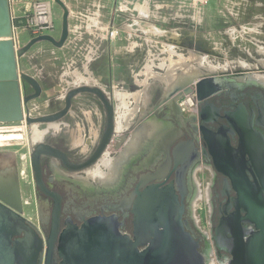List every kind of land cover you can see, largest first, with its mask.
Instances as JSON below:
<instances>
[{
  "label": "flooded vegetation",
  "instance_id": "1",
  "mask_svg": "<svg viewBox=\"0 0 264 264\" xmlns=\"http://www.w3.org/2000/svg\"><path fill=\"white\" fill-rule=\"evenodd\" d=\"M21 71L23 72L22 69ZM233 76L238 79L227 76L222 77L221 83L215 82L217 91L207 102H198L194 89L192 96L195 97V104L192 112L185 113L186 110L181 109L179 103L183 95L177 101L178 108L170 103L159 106V102L153 104V110L147 115L131 120L125 137L121 140L122 143L125 141L124 146L129 144L130 148L122 167L111 182L97 184L94 181H85L82 178L86 170L72 172L60 160L42 157L40 177L45 190L59 197L58 205L51 195L37 187L31 160L29 171L22 174L16 151L10 148L0 149V179L13 185L14 178L18 177L23 210L18 216L24 220L22 223L26 228L33 229L31 225L35 227V239L42 248L38 259L42 256L44 259L46 254L45 239L50 236L55 212L58 211L61 232L66 228L67 222L80 227L85 220L94 217L116 216L121 230L132 237L136 190L139 188L142 191L153 184H173L176 193L183 199L186 207L185 220L200 241L201 253L207 264L214 258L218 264H229L235 236L240 234L246 238L255 227L247 221L246 206L238 201L231 178L217 170L216 162L226 171L232 168L235 172L242 171L249 182L257 183L264 193V84L250 80L244 72L235 73ZM242 78L246 80L240 81ZM26 85L28 84H24L23 93L33 94L34 91L29 85L30 91L26 93ZM66 93L63 96L64 104L58 110L31 117L30 102L25 111L31 118L60 112L65 107ZM87 97L92 98V101H87ZM80 98L83 103L79 113L83 116V111L87 110L92 123L88 124L84 118L80 120L78 116L80 121L77 124L86 132L87 129H92L98 134L96 139L87 138L86 154L82 156L79 151L84 144L66 149L59 142L42 141L43 144L64 153L73 165H80L93 155L106 126L105 109L100 100L90 94L76 96L67 116L73 112L74 100ZM48 102L51 104L52 100ZM99 117H102V122ZM65 118L56 122L61 124L60 131H63L62 127L70 128L63 123ZM0 125L26 127L21 123ZM40 125L48 127V124ZM145 126H150V130ZM36 146L37 144L32 148L30 157ZM202 173L207 174L209 180L205 189H202L198 179ZM22 175L27 176L29 188L22 185ZM234 177L239 180L241 175L234 174ZM142 183L144 185L139 187ZM198 194L202 200L208 195L210 223L207 229L199 227L194 217L193 202ZM25 195L31 198V202L25 201ZM1 205L0 203V209ZM26 206H30L34 217H28ZM8 216V221L3 225L7 231L11 230L9 226L14 229V226L20 225L18 218L9 213ZM21 238L22 236L13 237V248L14 243ZM53 260L54 264L60 262L57 252L54 253ZM28 262L37 264L33 259Z\"/></svg>",
  "mask_w": 264,
  "mask_h": 264
},
{
  "label": "water",
  "instance_id": "2",
  "mask_svg": "<svg viewBox=\"0 0 264 264\" xmlns=\"http://www.w3.org/2000/svg\"><path fill=\"white\" fill-rule=\"evenodd\" d=\"M62 8L61 36L57 40L51 35L32 38L24 46L16 43L13 9L10 0H0V124H50L65 118L71 108L72 100L81 94L97 97L106 113V126L93 155L80 165H73L66 155L59 150L37 144L30 160L37 187L51 195L57 205L59 197L45 190L40 175L42 157H53L72 172H84L95 166L113 143L116 134L115 107L111 96L99 87L80 86L69 90L65 97V107L60 112L40 118H31L25 111L26 106L42 94L40 83L32 76L21 71L20 61L31 48L40 42H48L61 49L69 39L70 12L62 0H54ZM213 78H202L195 84V94L200 103L207 102L217 91ZM24 84L34 91L31 95L23 93ZM193 83L181 86L165 96L160 106L170 103L178 108L177 101L186 88ZM193 93V92H192ZM191 93V94H192ZM231 167V165H228ZM218 171L227 174L238 194V201L246 206L247 221L255 230L249 235L237 234L230 250L229 264H264V193L257 183H250L242 171H226L216 162ZM230 169V168H229ZM234 174L241 175L237 180ZM13 185L0 179V264H28L36 260L37 264H54L53 256L57 252L58 264H207L201 253V244L190 224L185 220L186 207L173 184L162 186L153 184L142 191L136 190L134 200V230L132 237L121 230L116 216L94 217L85 220L79 227L71 222L61 232L58 211L53 218L51 233L45 239L46 254L39 259L41 244L35 239L37 233L26 228L22 213V202L18 177ZM142 183L139 187H142ZM8 213L19 219L20 225L15 230L3 228L8 221ZM16 213V214H15ZM221 227V226H220ZM219 227V229H220ZM14 236L22 238L14 243ZM38 259V260H37Z\"/></svg>",
  "mask_w": 264,
  "mask_h": 264
},
{
  "label": "rangeland",
  "instance_id": "3",
  "mask_svg": "<svg viewBox=\"0 0 264 264\" xmlns=\"http://www.w3.org/2000/svg\"><path fill=\"white\" fill-rule=\"evenodd\" d=\"M32 1L13 0V8L16 14L23 16L25 10L30 9ZM66 1L68 4L70 2L71 4H76L77 8V11L74 12L75 14L71 16L72 28L69 39L66 42H69V47L65 50L63 59H55L56 55L51 54L52 47H48L51 46L50 43L49 45H43L47 47L42 50L43 54L39 59V63L37 62V65L44 67V70H47V73H49L53 80V96L48 98V100H52V103L43 102L47 97L36 99V103L38 101L41 103L38 105H36L34 100L29 105L31 117L60 109L64 104L63 96L66 93L64 91L75 88V83L80 82L77 78L79 75H76V71H81L82 63L85 60L84 58H93L92 53H90L91 51L88 52L85 50L88 39L83 38V36L81 37L83 28L88 24H86V21L80 23L74 19L76 15L84 16L91 14V8L88 9L87 5L84 7L85 2L88 4V0H77V2L72 0ZM98 2H100L101 7L99 24L101 30L99 31H102V29L103 32L108 31L103 26L114 16L117 18L116 24L123 27V29L124 26L132 25L134 21H138L146 31H154L151 28L156 27L165 32L162 37L154 36L153 33L147 35H143L142 32L136 33L141 38L134 37L132 41L138 45H136L137 49L133 47V50H137L136 56L143 59L140 67L149 62L151 59L150 52L157 59L162 60L168 58L169 54H162V51L165 50V45H170L176 48L177 53L184 56H189L192 52L199 55H207L209 60L214 64L228 63V71L224 75L222 74L221 77L232 76L238 79L237 76L233 75L239 72H244L247 76L246 70L241 62H246L253 66L248 71L264 76V53L261 51V48L264 47V0H98ZM138 6L147 7V14L149 16L147 19H143L142 17L146 13L140 14L137 11ZM52 13L56 30L53 35L58 40L61 36L62 8L55 3L52 5ZM134 28L138 29L137 26H134ZM174 34L178 36L176 40L172 37ZM18 35L21 46H24L33 38L25 29H19ZM149 41L152 42L149 43ZM159 61H156V64H159ZM38 66H34L33 58H28V55L23 57L21 69L24 73L37 74L40 79V67ZM154 70L157 73H164L163 70ZM65 72L67 75H65ZM62 75L65 76L62 77ZM145 78L143 77V79ZM154 84H159L153 86L151 89V93L154 95L152 103L156 104L161 101L164 87L159 82H154ZM25 91L26 93L30 91L28 85H26ZM190 96L191 94H184L183 99L180 101L186 102ZM86 100L92 101V98L87 97ZM81 103H83L82 98L74 100L72 114L63 120V123L65 125L68 124L70 128L62 127L63 131H59L58 133L51 131L43 141L52 143L59 142L66 149L80 146L76 145L75 140H80L83 131V128L77 124L78 121L84 118V115L82 116L79 113ZM185 110V113H189L194 110V107H185ZM78 116L80 120L77 118ZM88 121L92 123L91 119H88ZM99 121L102 122V117H99ZM40 128L45 129L47 126L40 125ZM90 130L92 132L90 134H93V130ZM87 134V136L83 137L85 143H87V138H90L89 132ZM0 141H3L0 143V149L10 148L16 151L19 168L22 174L27 173L30 165V152L35 146L31 141L29 126L0 125ZM111 150L116 151L117 149L113 148ZM79 151L82 156L86 154L85 144ZM207 177L205 173L198 176L202 189L207 187L209 182ZM21 182L23 186L29 188L27 176L22 175ZM25 201L31 202V198L25 195ZM26 207L28 208L26 212L28 217H34L31 213L30 206ZM197 212L201 217L203 228L207 229L210 223V210L208 208L207 198L199 203ZM209 264L218 263L214 258Z\"/></svg>",
  "mask_w": 264,
  "mask_h": 264
},
{
  "label": "crops",
  "instance_id": "4",
  "mask_svg": "<svg viewBox=\"0 0 264 264\" xmlns=\"http://www.w3.org/2000/svg\"><path fill=\"white\" fill-rule=\"evenodd\" d=\"M72 1L77 2V0H72ZM63 2L65 3V5L67 6V8L69 9V12H70L69 26L71 29L72 28L71 16H73L75 14L74 12L77 11L76 10L77 9L76 4H71V2H70V4H68L66 0H64ZM86 5H87L88 9L91 8V14L84 15V16L83 15L82 16L76 15L75 18L74 17L73 18L80 23H82V21L87 22L86 24H88V25H86V27L83 28L82 33H81V37L83 36V38L88 39L86 48H87V51H91L93 58H84L85 60L82 63L81 71L77 70L76 75H79L77 78L81 79V80L83 78L92 77L96 83L89 85L83 79V81L75 83V86H77V87L86 86L88 84V86H91V87H99V88L103 89L107 93L108 96L112 97V100L114 102V107H115L116 134L114 136L113 143L111 144L110 148L111 149H113V148L118 149L119 147H122V145L125 143V141L122 143L121 140L123 139V137H125V131L128 129L129 125L131 124V120L138 118L140 116L141 117L145 116L153 110V106L155 104L153 105V103H152V101L154 99L153 98L154 95L151 93V91H152L151 89L153 86L159 85V84H154L155 81L150 78L149 81L151 82L152 85L148 90V95H149L148 99H146L147 94H145V93L140 96L138 103L135 102L134 98H132V97L127 98V109H129L130 111H134V115L129 120L128 123H125L126 125L124 127L125 129L122 130L123 132H118V130H117V117H118L117 105L119 107L120 101H118V99L116 98L115 93L116 92H122L124 94L130 93V95H134V94L142 92V91L144 92V87H142L138 82H139V80H143V77H145L144 75H141V72L144 70V68L147 64L146 65L143 64L140 67L143 59L138 58L136 56L137 50L134 51L133 47H134V49H137L136 45H138V44L135 42L133 43L132 40L134 39V37L135 38H138V37L141 38L140 36H137V34H136L137 32H142L143 35L144 34L147 35L149 33H153L154 36H161V37L164 35H161V34L156 33L154 31H151V32L146 31L140 25V22H138V21H134L132 23V25L124 26V29H123V27L116 24L117 18L113 16V18L110 19V21L107 22L106 25H104L105 27L103 26V28H106L107 30L112 29V30L118 31V35L115 36L114 38L110 39L107 36L106 30H105L106 32H103V29H102V31H99V30H101L99 28L100 17H101L100 2H98V0H88V4H86V2H85L84 7ZM104 9H105V6H104ZM137 11L140 14H144V13H141L140 10H137ZM142 17H143V19H147V17H149V16H148V14H146V15H143ZM139 18H141V17H139ZM134 26H137L138 29H135ZM151 29H153V28H151ZM160 31H162V30H160ZM55 32H56V30L51 34V36L54 37L53 34ZM172 37L174 40H176L174 38V35ZM150 42H152V41H149V43ZM43 45H49V43L48 42L37 43L36 45H34L31 48L30 52L27 54L28 58H31V59L33 58L35 67L38 66L37 62L39 63V59L42 57V54H43L42 50L47 47V46H43ZM166 46L168 47L170 45H165V50L162 51V54H164V53L169 54L168 58H166V59H162V60L159 58L157 59L156 56L153 55L152 52H150L151 58H152V60H154V63H156V61L160 60L159 64L162 63V61H164L165 63L170 65L172 60L174 61L176 59H179L178 56L171 54L170 51L166 50L167 49ZM48 47H52L51 48L52 49L51 54H53L54 56L56 55L55 59H58V58L63 59V56H65V50H67L69 47V42L66 43L64 45V47L61 49L55 48L52 45L48 46ZM172 47H173V50L177 53L176 48L174 46H172ZM38 67H40V71H39L40 75H41L40 79H39V76L37 74L29 73V75L36 78V79L38 78L39 83H40L41 88H42V94L40 97H44V98L47 97V98H45V101H43L46 103L49 101L48 98L53 96V89H54V87L52 85L53 80L51 79V76L49 75V73H47V70H44L45 69L44 67H41V66H38ZM154 69H158V68H154ZM44 73H45V75H44ZM65 75H67L66 72H65ZM65 75H62V77H64ZM64 92H67V91L65 90ZM165 96L166 95H165V91L163 88V95L161 97L160 103L164 100ZM34 102L36 103V100ZM160 103H159V106H160ZM38 104H41V103L38 101L36 103V105H38ZM83 114H84V120L88 124H91L88 121V119H91L90 113L87 110H84ZM148 127H150V126H147L146 129H149ZM82 130L84 131V132L82 131V133H81L82 137L87 136L88 132H89V137H93L95 139L98 137V134L96 132H93V134H90V133H92V132H90L91 131L90 129L88 130V132H86L85 129H82ZM117 133H118V135H117ZM82 137L80 139H82L83 143H85L84 138H82ZM116 138H117V140H116ZM86 144H88V143H86Z\"/></svg>",
  "mask_w": 264,
  "mask_h": 264
},
{
  "label": "bare ground",
  "instance_id": "5",
  "mask_svg": "<svg viewBox=\"0 0 264 264\" xmlns=\"http://www.w3.org/2000/svg\"><path fill=\"white\" fill-rule=\"evenodd\" d=\"M137 8L138 10L141 11V13L147 14V7L138 6ZM153 30L156 33L164 35V32L160 31L156 27H154ZM177 37L178 36L174 34V38L176 39ZM166 48H167L166 50L170 51L171 54L178 56L179 59L174 60V61L172 60L170 65H168L164 61H162V63L158 65L154 63V60H152L151 58V60L145 66L144 70L141 72V75H144L146 78L143 80H139L138 82L142 87H144V92L142 91L143 93L139 92L134 95H130V93L124 94L122 92L115 93L116 98L118 99V101H120L119 107L117 105V108H118L117 130L118 132H123L122 130L125 129L124 128L126 125L125 123H128L129 120L134 115V111H130L129 109H127V98L132 97L134 98L135 102L138 103L140 96L145 93L147 94L146 99H148L149 97L148 90L152 85L151 82L149 81L150 78L154 80L155 82H159L160 84L163 85L166 96L170 94L171 92H173L174 90L181 88V86H184L191 82L193 84L188 86L185 91V93L189 95L194 91L195 84L198 80L202 78H208V77L213 78L214 77L215 78L214 81L216 83H221L222 77L220 76L222 74L224 75L225 72L228 71V68H229L228 63L214 64L213 62L209 60V57L207 55H199V54L191 52L189 56H184L179 53H176L173 50L172 46H168V47L166 46ZM261 51L264 53V47L261 48ZM241 64L245 68L246 70L245 72L250 80H253V81L256 80L260 82L261 84H264V76H260V75H257V73L248 71L252 69L253 66L249 65L246 62H241ZM154 68L163 70L164 73H161V72L157 73V71H155ZM83 79L89 85L96 83L92 77L83 78ZM83 79L82 80L79 79V80L83 81ZM244 80H246V78L240 79V81H244ZM194 104H195V100H193L190 96V98L183 104L184 109L185 107H193ZM60 125H61L60 123H56V122L50 123L48 124V127L43 130L40 128V124H33L29 126L30 132H31V141L33 145L41 143L45 139L47 134L51 131L58 133L61 129ZM1 142L3 141H0V143ZM75 143L76 145H81L83 144V141L82 139H80L79 141L75 140ZM84 144L86 146V150H88V144L86 143ZM129 148H130L129 144L126 146L122 145V147H119L116 151L111 150V148L109 147V149L106 150L101 160L95 166L85 171L84 178L82 179L85 181H90V182L94 181L97 184H104V183L111 182L116 177L117 172L119 171V168L122 167L124 160L126 159ZM207 198H208V195H207ZM197 200H201V197H199V194L197 196V199L193 202L194 207L195 205L197 206Z\"/></svg>",
  "mask_w": 264,
  "mask_h": 264
},
{
  "label": "built area",
  "instance_id": "6",
  "mask_svg": "<svg viewBox=\"0 0 264 264\" xmlns=\"http://www.w3.org/2000/svg\"><path fill=\"white\" fill-rule=\"evenodd\" d=\"M10 1L13 9L12 17L14 21V29L16 32V43L19 47L21 46L18 35L19 29L27 30L33 38L41 35H51V33L55 31V23L52 13V5L54 4V0H33L30 4V9L25 10L23 16H19L16 14L15 9L13 8V0ZM117 35L118 31L112 29L107 31V36L110 39L114 38ZM191 98L194 100L195 97L191 95ZM183 104L184 102L180 101L179 105L181 109L184 110ZM201 201L202 199L199 200L197 202V206L195 205L194 207V217L199 227H203L201 217L200 215H198L197 212L199 208V203Z\"/></svg>",
  "mask_w": 264,
  "mask_h": 264
}]
</instances>
